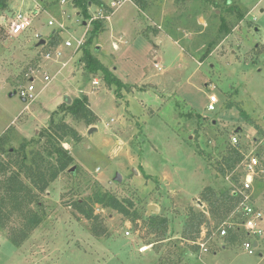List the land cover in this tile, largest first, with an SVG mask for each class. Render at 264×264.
I'll list each match as a JSON object with an SVG mask.
<instances>
[{
	"label": "rangeland",
	"instance_id": "rangeland-1",
	"mask_svg": "<svg viewBox=\"0 0 264 264\" xmlns=\"http://www.w3.org/2000/svg\"><path fill=\"white\" fill-rule=\"evenodd\" d=\"M61 1L40 0L46 11L26 35L11 38L0 32V84L6 86L0 88V135L13 118H22L24 103L20 94L26 90L32 70L40 65L42 56L54 48L52 41L69 40L73 43L71 51L75 52L76 42L90 37L93 30L90 23L95 20H102L105 26L109 23L107 17L111 15L104 11L99 12L104 18H94L97 17L91 14L96 11L94 4L88 9L91 18L85 20L74 0H65V5ZM106 1L113 12L117 10L113 8L114 1L119 5L116 7L121 6L114 17L115 37L127 27V33L135 35L136 19L132 17L139 13L136 18L142 32H162L163 36L172 37L175 44L168 41L162 46L153 44L159 55L147 61L149 51L136 42L129 50L133 60L125 61V65L119 61L116 65L120 68L117 77L128 87L119 98L114 93L115 87L106 85L102 73L95 76L98 86L93 81L91 85L90 79L85 94L80 95L97 94L93 103L89 102L96 116L94 125L76 121L59 109L54 122L65 117L78 132L97 126L98 130L88 132L80 144H62L73 155L74 164L40 194L41 207L33 205L43 216V224L53 226L47 229L51 232L47 237L35 238L36 245L43 244L45 249H31L29 243L21 249L9 240L8 231L0 230L6 236H0V264H189L188 250L193 243L183 235L190 230L186 223H191L192 213L206 216L201 229V233L205 232L203 239L211 229L219 227L209 214L208 203L203 201V192L212 188L220 195L236 186L234 174L241 181L243 178L244 167L234 174L227 172L226 176L218 172L219 163L231 147V138L235 136L247 154L260 155L264 166V0H233L238 8L231 14L204 0H147L148 7L143 12L135 9L133 0ZM27 4H31V9L35 6L34 2ZM241 15L244 20L238 22ZM49 20H54V26L48 25ZM37 30L43 31L42 38L48 41L44 47H37L34 40ZM100 39L105 47L104 60L112 71L111 54H116L113 38L104 32ZM134 61L139 63L138 67L133 66ZM155 62L163 71L155 68ZM147 76L151 78L145 84L142 80ZM36 86L42 87L40 82ZM14 92L17 95L12 96ZM212 94L220 97L215 113L207 110ZM240 108L248 118L241 115ZM49 125L36 126L39 131L27 152L43 148L44 140L39 143V134ZM12 131L9 129L0 140H6L5 149L12 148L13 152L25 139ZM9 160L7 153L0 152V161ZM73 167L75 171L71 172ZM12 171L15 169H9L8 175ZM117 174L121 175V182L116 181ZM96 184L120 199L133 201L138 218L133 221L99 205L94 206L99 217L95 224L81 216L73 204L91 197ZM251 195L256 207L264 212V174L256 176ZM150 207L156 208L154 215L149 212ZM150 216L168 220L165 239L150 231ZM228 218L235 217L230 214ZM240 221L233 220L236 226L232 231L239 238L234 246L253 238L244 228L237 230ZM8 225L14 233L22 221L14 217ZM93 227L98 236L93 234ZM216 238L207 242L210 251L227 241ZM144 246L149 249L142 252ZM31 250L34 253L30 258ZM221 258L208 253L203 261L253 264L258 254L229 250Z\"/></svg>",
	"mask_w": 264,
	"mask_h": 264
},
{
	"label": "trees",
	"instance_id": "trees-1",
	"mask_svg": "<svg viewBox=\"0 0 264 264\" xmlns=\"http://www.w3.org/2000/svg\"><path fill=\"white\" fill-rule=\"evenodd\" d=\"M9 1L0 0V13L8 8ZM204 1L211 3L219 11L222 12L224 10L229 14L233 13L235 8H238L236 5H233V0ZM73 2L85 20L91 18L88 11L91 4L98 6L107 14L113 12L103 0H74ZM133 3L140 11H144L148 7L147 0H133ZM243 20L244 15L238 16V22ZM92 26L91 35L82 49L83 57L81 62L85 65L88 73H102L106 85L109 88L115 87L114 93L119 98L121 97V91L128 88L127 85L114 75L90 50L94 39L105 31V23L102 20H95L92 22ZM52 44L55 46L58 42L54 40ZM61 109L64 114L71 115L75 120L84 121L88 126H92L96 122V116L90 109L86 96L74 99L70 105L64 104ZM240 113L243 117L248 118L247 113L241 108ZM39 135V143L44 140L43 148L31 152H27V148L34 144V140L24 141L19 149L13 148V152L11 151L12 148L5 149L6 140H0V152L7 153L11 157V160L7 162L0 161V230L8 231V238L15 246H20L28 235L44 221L43 216L33 209L34 204L41 207L39 201L40 194L44 193L61 174L74 164L75 159L73 155L69 150L64 149L62 144L70 142L80 144L83 140L81 134L64 120L57 123L52 120L49 127ZM199 155L202 156L201 153ZM54 156L56 157L54 158ZM258 157L260 158V155ZM241 160L242 155L239 150L235 147H230L227 155L219 163V174L226 176L227 172H234ZM11 168H14L15 171H12L8 175V171ZM232 180L237 186H241L239 175L234 174ZM232 190H226L220 195L212 188H207L203 192V201L208 203L209 214L212 220L215 221L216 227L220 226L230 214H233L241 202V197L237 194L232 195ZM95 205H99L104 209H111L133 221L138 218L134 210L133 201L120 199L116 195L104 191L99 184H96L91 197L87 200L76 201L73 207L86 220L95 224L99 220V217L95 214ZM242 216L241 214L235 216V218L241 220L237 224L243 222ZM14 217L22 221V225L14 229L17 232L16 234L12 232L13 229H9L8 225ZM148 221L150 231L158 233L162 237L161 240L165 239L168 220L166 218H159L158 216H150ZM190 222L186 223L190 230L183 235V238L192 241L193 247L191 250L197 252L200 250V246L195 242L198 240L202 226L206 222V216L204 214L196 215L192 213ZM239 228L237 227V230H240ZM92 232L95 236H98V230L95 227L92 228ZM228 240L234 244L239 238L230 230Z\"/></svg>",
	"mask_w": 264,
	"mask_h": 264
},
{
	"label": "crops",
	"instance_id": "crops-1",
	"mask_svg": "<svg viewBox=\"0 0 264 264\" xmlns=\"http://www.w3.org/2000/svg\"><path fill=\"white\" fill-rule=\"evenodd\" d=\"M29 1L34 2V3L37 2L35 0H10L8 2V8L6 10H8V11H12V10H14V11H26L28 9H31L30 5L32 3L27 4V3H30ZM103 1L108 5V2L106 0H103ZM126 2H130V1L127 0L123 3H126ZM66 3H67V1H65V0L61 1V5H65ZM39 4H41V3L39 2ZM114 4L116 6H119L115 1H114ZM41 6H42V4H41ZM116 6L113 7L114 10L115 9L119 10V8H121V6L119 8ZM133 6L135 7V9L137 11L143 12V11H140L135 6V4ZM146 9L144 11H146ZM117 10H115V12H112L110 14L111 15L110 17H107V20L109 23H107L106 29L104 31L106 33H109L110 37L113 38L112 45H113L114 51L116 52V54H111L113 56V60H114V65L112 66L113 67L112 72H114V75L118 76V73L120 71V68L118 66H116L119 63V61L125 65V63H126L125 61L133 60L132 56L130 55L131 53L129 50L133 49L136 42H139L140 45H143V47H145V49H146V52L149 51V53L147 54L148 55L147 61H149L150 59L153 61V57H156V55H159L158 53H156V47L157 46H162L167 41L175 44V41L172 37L163 36L162 32H158V34H157V32L150 31V30L146 33L142 32V30H140L141 27L138 25L139 20L136 18L139 13L135 14V16L133 15V17H132L133 20L136 19L135 23L133 25V26H135L134 29L137 30V32H135L136 34L134 35L132 33H127V30H128V27H127L124 30H122L123 32L119 37H115L113 32L116 31L117 27L114 23V17L119 12ZM45 11L46 10H43V12H45ZM100 11H102V9H100L98 6H96V11L94 13H91V14L94 16H97V17H94L95 19H98L99 17L104 18V15L99 13ZM262 11L264 12V10H262ZM79 14H80V12H79ZM129 17L130 16L128 14V18ZM121 21H122V19L120 18L118 24L121 23ZM154 24L157 25L156 23H154ZM84 25L88 26L87 24H84ZM91 25L92 24L90 23L89 26H91ZM91 27H92L91 28V30H92L93 26H91ZM32 28H33V24H32V27L30 30H32ZM157 28L161 29L162 27L157 26ZM257 30H258V28H257ZM90 31H88V32L90 33ZM104 32H102L100 35H102ZM37 33H39L41 35L40 39L35 38V35ZM43 33H44L43 31H38V30H37V32H35V35H34L35 42L39 43L41 40H44L45 37L42 38ZM26 34H24V35H26ZM52 34H56V32H54ZM129 34H131V35H129ZM100 35H98L94 39L95 42L90 47V50L95 57H97L108 69H110V66H108V63L104 60L105 47L103 44H101L102 40L100 39ZM157 35H159V36L157 37ZM61 37H62V35H61ZM68 41H66V42H68ZM86 41H87V37H85L84 39L78 40L76 42L77 45L75 47L76 48L75 52L71 51V48L73 47V43L71 41H69V42H71L70 47H67L66 42H64L63 40H62V42L58 41V44L55 45L54 48L52 49V57L50 59H45L44 55L42 56V60H41L40 65L37 68L32 70V75L36 78L35 84H34L35 90L32 93L34 97L32 99H27V100L24 98L21 99L22 102L24 103V108L22 110V112H24V113L22 114V118L23 117H25V118L24 119H22V118L17 119L16 117L13 118L9 122V126L7 127V129L6 130L3 129L0 137L2 135H4L6 132H8V130L10 129V130H13L12 132H14V134L17 133L18 136L24 138L25 141H31L39 131V129H37L36 126L42 125L43 127H45L52 120L55 121L56 113H58L59 109H61V107L67 103V101H66L67 97H69L72 100V102L74 99H80L82 97H85V96L80 95V94H85L84 92L89 87L87 85L88 84L87 82L90 79H91V85H92V81H93V85H94V82H97V86L99 85V81L97 79H95L96 74L88 73L85 68L82 69V71H81V68H83V66H85L81 62V59L83 57L82 49H83V46L85 45ZM47 43H48V41H46V45H47ZM153 44L156 47H154ZM55 49H57V52H54ZM133 63H134L133 66H136V67L139 66V63H136L135 61ZM151 64H152V62H151ZM202 64L203 63H200V65H202ZM141 67H142V65H141ZM83 72H84V74H83ZM50 73H52V75ZM45 76H49V81L44 80ZM150 78L151 77L147 76L142 81L145 84H147V82L150 80ZM31 79H29V83H30ZM37 82H40V84L42 86L40 89L36 86ZM29 83H28V86H29ZM123 83L125 85H127L124 81H123ZM148 84H150V83H148ZM3 87H6V86L3 85V83H1L0 88H3ZM86 94L88 96L87 98H89L88 101L92 104L93 98L97 97V94L96 93L95 94L86 93ZM12 95H17V93L14 92V94H12ZM218 98L220 101L219 96H218ZM208 102H209V99H208ZM67 115H69V114H67ZM69 117H72V116L69 115ZM72 119H74V118L72 117ZM62 120H64L66 123H68L73 128H75V126L73 124H71L70 121H68V118L66 120V118L64 117ZM116 120L112 119L111 121L115 122ZM76 121H78V120H76ZM29 126H31V127H29ZM96 128H98V126ZM28 129H30V130H28ZM31 129L33 132L31 131ZM89 131H90V129H86L85 132H83L81 129H79V132H80L81 136L83 137V141L86 140L85 139V138H87L86 134ZM262 213H263L262 220L257 221L258 232L252 233V232H248L246 230L249 234H251L253 236V238L250 241L245 242V243H253V247H254V253L253 254H249V251L245 248V243L242 244L241 246H234L233 243H230L228 240L229 235L225 236V237H221L218 235L217 238H227V241L223 242L222 245L220 246V248L215 249L213 251L212 250L210 251V249L207 248L208 249L207 252H203L200 250L197 252L192 251V250H188V254L191 255V256H189L190 260L188 263L189 264H206L203 261L205 254L213 253L214 258L219 257L220 259H222L221 256L226 251L241 250L242 249L246 254L251 255V256L255 255L256 253L258 254V259L253 264H264V212L262 211ZM243 221H245L244 218H243ZM52 227L53 226H51V228ZM48 228H50V227L45 226L42 223V225L40 227L36 228L35 230H33L28 235V238H26L24 243L21 244L19 247L22 249V248L26 247L27 244L29 243L31 249H45V245H43V244H41L42 246L36 245L38 239H35V238L47 237V235L51 233L49 230H47ZM233 229H235V228H232L230 230H233ZM200 234H201V237H199L198 239H201L203 237V235L205 234V232L203 233V231H202V233H200ZM2 235L5 236L4 234L0 233V236H2ZM126 235L129 236V233H127ZM42 242L44 244L48 243V242H46V240H43ZM145 247H147V246H144L142 249H144ZM21 249H19V250H21ZM33 253H34L33 250H31V252L29 253L30 258L33 257V255H32ZM43 255H45V254L43 253ZM48 257L50 258L51 255H48ZM193 259H196L198 263L196 262V260H194L195 261L194 262ZM51 260L53 261L52 258H51ZM217 264H222V262L218 261Z\"/></svg>",
	"mask_w": 264,
	"mask_h": 264
},
{
	"label": "built area",
	"instance_id": "built-area-1",
	"mask_svg": "<svg viewBox=\"0 0 264 264\" xmlns=\"http://www.w3.org/2000/svg\"><path fill=\"white\" fill-rule=\"evenodd\" d=\"M36 1V0H35ZM38 2H35L33 9H28L26 11H8L5 10L0 13V32H4L7 37L11 38H20L24 34L28 33L32 27V24L38 17L43 13V9ZM54 20H49L48 25L54 26ZM60 28L63 29L64 26L61 24ZM36 39H40L41 35L37 33L35 35ZM1 39V38H0ZM67 47L71 46V42H66ZM54 52H57L55 49ZM52 57V50L44 54L45 59H50ZM155 58V57H154ZM154 66L158 70H162V67L158 62L154 63ZM35 72V71H34ZM33 72V73H34ZM32 78V79H31ZM31 81L26 90L20 94L24 99H32L33 91L35 90V80L36 78L32 75L30 77ZM45 81H49V76L44 77ZM94 85H97V82H94ZM220 101L217 95L212 94L209 97V102L207 105V110L209 113H215L218 110V105ZM238 139L233 136L231 138V147H235L239 150L242 155L241 162L237 165L234 172H237L241 167H244L245 172L242 178L241 186L232 187V195L237 194L241 197V202L239 206L233 213L235 215H243L245 219L241 224L237 226L244 228L248 232L257 233V221H261L263 218V213L260 209L256 208L255 202L252 200L251 192L254 188V183L256 176L264 174V166L261 165L260 158L257 155H254L253 152L247 154L239 145ZM232 172V174H234ZM232 226V227H231ZM236 225L233 220L227 218L216 230L211 229V232L206 235V237L201 239V241H196L195 243L200 246L201 251L207 252V242H209L215 236L225 237L230 235V229L234 228ZM206 240V241H205ZM245 248L249 251V254L254 253L253 243H245Z\"/></svg>",
	"mask_w": 264,
	"mask_h": 264
},
{
	"label": "water",
	"instance_id": "water-1",
	"mask_svg": "<svg viewBox=\"0 0 264 264\" xmlns=\"http://www.w3.org/2000/svg\"><path fill=\"white\" fill-rule=\"evenodd\" d=\"M86 24V23H85ZM46 45V41L45 40H41L38 44H37V47H41V46H45ZM13 96V95H12ZM67 104L68 105H70L71 104V102H72V100L69 98V97H67ZM96 130H97V128L96 127H93V128H91L90 129V131H89V134H92L93 132H96ZM86 147H87V145H85ZM70 171L71 172H74L75 171V167H73L72 169H70ZM136 173H138L137 171H135ZM116 181H118V182H121V180H122V177H121V175L120 174H117V176H116ZM156 211V208L155 207H150V209H149V212L151 213V215H154L153 213Z\"/></svg>",
	"mask_w": 264,
	"mask_h": 264
},
{
	"label": "bare ground",
	"instance_id": "bare-ground-1",
	"mask_svg": "<svg viewBox=\"0 0 264 264\" xmlns=\"http://www.w3.org/2000/svg\"><path fill=\"white\" fill-rule=\"evenodd\" d=\"M67 147H69L68 144H67ZM148 249H149V247H146V248L142 249V252L147 251Z\"/></svg>",
	"mask_w": 264,
	"mask_h": 264
}]
</instances>
